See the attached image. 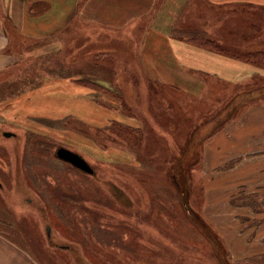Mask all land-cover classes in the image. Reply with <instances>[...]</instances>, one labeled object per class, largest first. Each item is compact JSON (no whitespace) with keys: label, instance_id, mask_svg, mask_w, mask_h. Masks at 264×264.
<instances>
[{"label":"rangeland","instance_id":"1","mask_svg":"<svg viewBox=\"0 0 264 264\" xmlns=\"http://www.w3.org/2000/svg\"><path fill=\"white\" fill-rule=\"evenodd\" d=\"M192 1L169 27L176 24L194 46L196 36L209 37L214 43L200 48L220 54L221 44L230 49L224 56L238 55L257 74L241 84L206 76V86L190 73L201 95L173 96V107L171 98L157 97L161 115L148 132L116 123L101 129L75 116L53 124L39 117L46 104L61 106L72 95L35 93L73 74L116 80V96L118 85L141 91L127 77L155 76L133 54L147 48L151 28L168 25L150 0H62L63 21L53 27L56 17H48L44 37L15 33L7 50L13 65L0 72V264H264V0ZM178 72L185 77L182 66ZM61 147L95 173L59 159ZM86 147L111 151L112 163Z\"/></svg>","mask_w":264,"mask_h":264},{"label":"crops","instance_id":"2","mask_svg":"<svg viewBox=\"0 0 264 264\" xmlns=\"http://www.w3.org/2000/svg\"><path fill=\"white\" fill-rule=\"evenodd\" d=\"M48 1L51 2L50 7H46ZM160 1L150 0L152 4L151 10L155 12L159 23L164 21L168 25H164L162 22L159 26L151 28L152 37L145 43L146 49H150L148 52L149 57L143 56L146 49L142 48L138 51V55L133 54V58L142 63L147 74L149 72L146 66L153 69L152 72L155 77L149 74L150 77H130L131 79L127 77L126 80L137 88H140L141 91L131 89L126 92V88L122 89L118 85L120 93L119 96H116L112 94L113 89L110 87L117 85L116 80H112L113 82L101 79L89 81L87 78L95 77H82L80 74H73V77H58L55 81L42 83L37 87L36 90L39 91L35 94L45 95L49 90L55 89L54 95L68 96L71 94L72 100H64V104L61 106L54 104V102L46 104L43 114L39 115V117L57 124V122L67 116H75L80 121L100 127L101 129L107 128L109 124L116 123L121 129L127 130V132H148V129L154 130V124L159 122L161 115V106L157 102L154 105L157 97L171 98V100L169 99L171 104L168 107H173L175 106L173 96L180 94L183 97L186 96L187 99H191V97L201 95L199 94L201 92L199 88L193 92V79L189 77L190 73L197 72L198 75L204 76L203 83L206 86L207 78L209 77L215 78L217 81L241 84L256 76L257 73L254 67L247 62H241L237 58H227L222 53L214 54L211 51L200 48L199 44L202 43L198 42V46H194L192 43L197 41L175 36L174 30L176 24H171L174 26L169 27L171 20L173 18H180V15H182L180 11L190 8V5L195 3L194 1L162 0L167 5L159 7L157 4L158 6L154 8L155 4ZM208 1L217 2V0ZM259 1L262 2V0ZM60 2L62 0H0V72L3 71L1 70L3 67L8 68L10 65H13L7 50L10 49L11 42H14L16 34L26 38H42L50 30V27L46 25L48 17L55 15L56 19L52 22L53 27L62 23L64 15ZM238 2L247 3L248 0H228V4ZM244 8L250 11L251 7L245 6ZM252 8L255 9L254 7ZM121 15L119 12V15H115L114 18ZM123 15H127V12ZM187 29L190 30V28ZM180 31L184 32L183 30ZM220 46L222 45L220 44ZM109 56L107 55V57ZM112 57L108 60L116 61L115 57ZM179 66L184 68L185 77H180L178 72ZM148 81H151L152 84H156L158 87L167 88V90L163 89L164 91L156 93L151 92L148 89V85L144 84ZM196 81L198 83L202 82L199 79H196ZM169 92L171 93L170 96L167 95ZM107 97L114 99L110 103H106L105 99ZM118 97H120V101L123 103V106L120 108L114 106L117 104ZM140 98H142L143 108H138ZM137 100L138 105L135 106ZM68 104H71L69 109L64 107L68 106ZM64 112L69 114L61 115ZM129 112L132 114H129ZM167 112L168 114L173 113L168 109ZM59 115L64 118H60ZM172 120L175 122L174 118ZM69 127L75 128V126ZM87 149L89 148L86 147L85 151L92 153L96 159L112 163L113 160L107 156V153H111V151H99L98 149H89L87 151ZM136 159L138 160L137 157Z\"/></svg>","mask_w":264,"mask_h":264},{"label":"water","instance_id":"3","mask_svg":"<svg viewBox=\"0 0 264 264\" xmlns=\"http://www.w3.org/2000/svg\"><path fill=\"white\" fill-rule=\"evenodd\" d=\"M7 136H12L11 134H6ZM57 157L62 161L71 164L78 170L85 172L87 174H94L95 171L91 165L78 153L71 151L67 148L61 147L57 150Z\"/></svg>","mask_w":264,"mask_h":264},{"label":"trees","instance_id":"4","mask_svg":"<svg viewBox=\"0 0 264 264\" xmlns=\"http://www.w3.org/2000/svg\"><path fill=\"white\" fill-rule=\"evenodd\" d=\"M247 7H248V6H247ZM246 10H247V9H246ZM189 31H190V33H192L193 35H196V33H193V30L190 29ZM175 33L177 34L178 37H181V38L185 37V34H184V32H182V31H176ZM192 34H191V35H192ZM201 34H202V33H201ZM195 38H199L200 41H201L200 43L205 44V45H209V44H211V43H214L213 40H211L209 37H205V36L197 37V36H196ZM118 40H119L120 42H122L121 39L118 38ZM193 41H194V38H193ZM120 42H116V43H112V44H118L117 47H119L120 49H122V48L119 46V44H121ZM107 45H108V44H107ZM115 46H116V45H115ZM219 47H221V48L218 49V46H217V48H216L215 50H216V51H219V52H222L223 54L226 53V52L224 51V49H225V50H230V49H227V48L224 47V46H219ZM96 52H98V53L95 54L94 57H96L97 55L100 56L99 53H100L101 51H96ZM224 52H225V53H224ZM107 53H110L111 55L120 54V50L117 49V48H115V47H112V48H111V47H107ZM263 53H264V52H262L261 56L263 55ZM243 54H245V56L247 57L246 54H248V51H247V50H244ZM225 55H226V54H225ZM236 57L239 58L238 55H236Z\"/></svg>","mask_w":264,"mask_h":264},{"label":"flooded vegetation","instance_id":"5","mask_svg":"<svg viewBox=\"0 0 264 264\" xmlns=\"http://www.w3.org/2000/svg\"><path fill=\"white\" fill-rule=\"evenodd\" d=\"M16 135H13V136H11V137H15Z\"/></svg>","mask_w":264,"mask_h":264}]
</instances>
